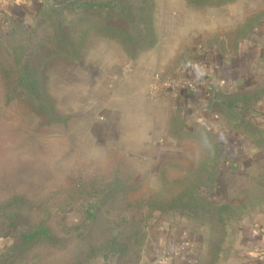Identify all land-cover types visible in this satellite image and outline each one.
Wrapping results in <instances>:
<instances>
[{
	"label": "rangeland",
	"instance_id": "obj_1",
	"mask_svg": "<svg viewBox=\"0 0 264 264\" xmlns=\"http://www.w3.org/2000/svg\"><path fill=\"white\" fill-rule=\"evenodd\" d=\"M93 1L99 19L150 17L154 45L129 53L90 29L71 58L66 27L83 21L68 0L0 25L3 45L43 60L56 108L7 102L0 74V264H243L264 219V2ZM148 52L157 66L138 65ZM127 76L152 80L148 93L133 100ZM39 223L50 241L22 247Z\"/></svg>",
	"mask_w": 264,
	"mask_h": 264
},
{
	"label": "trees",
	"instance_id": "obj_2",
	"mask_svg": "<svg viewBox=\"0 0 264 264\" xmlns=\"http://www.w3.org/2000/svg\"><path fill=\"white\" fill-rule=\"evenodd\" d=\"M72 2V0H68ZM82 1V5L77 6L75 0L69 2L75 22L83 21V31L78 32V28L73 21L66 27L65 39L66 48L71 53V58L77 56L81 44L85 43L90 29L105 30V33L119 41L124 49L129 53L138 47H152L156 41V36L152 27L150 17H143L141 14L125 16L123 13L107 14V17L96 18L95 12H98V4L93 0ZM196 3H205L211 0H193ZM134 23V29L128 25ZM9 36V32L3 36L0 34V74L4 80L7 102L16 98L26 100L31 106L38 105V112L50 118H54L56 111L55 104L50 100L44 86L43 78V60L35 59L36 53L33 49L28 50L21 41L17 40L11 44H2V40ZM57 36H55L56 38ZM39 45V44H38ZM36 46V45H35ZM40 47L42 45H39ZM58 46V44H56ZM40 47H38L40 49ZM2 48H5L2 50ZM43 59V58H42ZM188 92V88H185ZM33 107V106H32ZM39 223L32 230L25 231L22 234V247L36 245L40 242L48 243L52 232L47 226ZM21 247V246H20ZM27 249V248H24Z\"/></svg>",
	"mask_w": 264,
	"mask_h": 264
},
{
	"label": "crops",
	"instance_id": "obj_3",
	"mask_svg": "<svg viewBox=\"0 0 264 264\" xmlns=\"http://www.w3.org/2000/svg\"><path fill=\"white\" fill-rule=\"evenodd\" d=\"M260 1L264 2V0ZM31 2L32 0H0V25L7 28L11 22L18 21V19H21L23 16H27V13L32 12L28 9ZM21 11L24 12L23 15H21ZM154 53L155 52H148L142 58L140 57V62L138 63V65H141L144 60L145 62L147 60V62L149 63H146V66L150 64L154 65L153 67L157 66L159 61ZM213 78L218 84L223 86L224 82H222V78H218L217 76H214ZM124 81H127V83H129L130 85L128 86L127 91L132 92V94L134 95L132 96L133 100L137 99V93L143 92L145 88L148 93V89L150 90L149 87L151 86L150 83L152 82L151 80L150 82L139 84L140 80L135 78V76H132V78L127 76V78L125 77ZM153 107H155L153 101L147 99L145 100V107L139 106V108L137 109L141 111L144 116L146 115L147 121H150L146 125L147 131L150 128L156 129L155 122L157 121V119L155 109ZM262 218H264V214L262 215ZM254 223L255 227L252 228V237H256V240L254 241V243H252V245L248 246V250L246 251L247 255L245 256L243 264H264V219L261 220V218L259 219L258 217H256Z\"/></svg>",
	"mask_w": 264,
	"mask_h": 264
},
{
	"label": "built area",
	"instance_id": "obj_4",
	"mask_svg": "<svg viewBox=\"0 0 264 264\" xmlns=\"http://www.w3.org/2000/svg\"><path fill=\"white\" fill-rule=\"evenodd\" d=\"M189 86L191 87L192 83H190ZM169 261H170L169 256L167 254H162L158 256L156 260V264H168Z\"/></svg>",
	"mask_w": 264,
	"mask_h": 264
}]
</instances>
